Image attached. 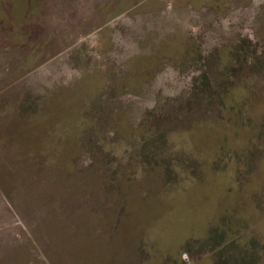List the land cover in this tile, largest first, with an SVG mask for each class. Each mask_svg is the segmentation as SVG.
Wrapping results in <instances>:
<instances>
[{"label": "rangeland", "instance_id": "374dc122", "mask_svg": "<svg viewBox=\"0 0 264 264\" xmlns=\"http://www.w3.org/2000/svg\"><path fill=\"white\" fill-rule=\"evenodd\" d=\"M253 236L264 264V0H0V264Z\"/></svg>", "mask_w": 264, "mask_h": 264}, {"label": "trees", "instance_id": "16d2710c", "mask_svg": "<svg viewBox=\"0 0 264 264\" xmlns=\"http://www.w3.org/2000/svg\"><path fill=\"white\" fill-rule=\"evenodd\" d=\"M132 5H134L133 2H131L128 5V7L130 8ZM116 17H118V15L115 16L114 18H116ZM140 81L141 80H139L138 83L126 84V86H127V88H130V89L140 88L139 85L144 83V82H140ZM139 93H140V90L137 94H139ZM238 99H241V98H238ZM117 126H119V130H121L120 129L121 128L120 123L118 124L116 122L115 125L113 124L114 131L117 130V128H116ZM57 135L61 136L62 134L57 133ZM188 177L189 176L183 175V180H188L189 179ZM200 235H203V233H200ZM215 236H216V234H214L213 230H211L210 233L208 232V234H207L208 242L216 246V248L218 250L216 253H218L220 251L219 254H221L222 253L221 250L224 248V245H227L228 243L223 244V241L222 242L219 241L220 239L217 238V236L216 237ZM251 239L252 240H250L249 242H242V240L241 241L240 240L235 241L234 238L230 240V243L231 244L233 243V246H236V247L238 246V248L240 247V251L243 252V254H242L243 261L242 262H235L234 264H248L246 262L247 260H249V262L251 261L253 264H256L257 262L254 263V260H258L259 257L260 258L262 257L261 255L258 254V249L256 248V246H257L256 240L259 239V237L253 236ZM159 243H160V240H159ZM219 261H220V258L218 260H216L213 264H219Z\"/></svg>", "mask_w": 264, "mask_h": 264}]
</instances>
